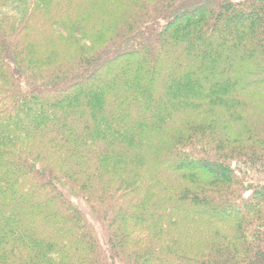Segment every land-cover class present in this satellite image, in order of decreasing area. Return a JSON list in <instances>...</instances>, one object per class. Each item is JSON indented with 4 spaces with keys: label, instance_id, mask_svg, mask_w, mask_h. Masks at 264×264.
I'll return each instance as SVG.
<instances>
[{
    "label": "trees",
    "instance_id": "trees-1",
    "mask_svg": "<svg viewBox=\"0 0 264 264\" xmlns=\"http://www.w3.org/2000/svg\"><path fill=\"white\" fill-rule=\"evenodd\" d=\"M0 264H264V0H0Z\"/></svg>",
    "mask_w": 264,
    "mask_h": 264
},
{
    "label": "rangeland",
    "instance_id": "rangeland-1",
    "mask_svg": "<svg viewBox=\"0 0 264 264\" xmlns=\"http://www.w3.org/2000/svg\"><path fill=\"white\" fill-rule=\"evenodd\" d=\"M84 209V208H83Z\"/></svg>",
    "mask_w": 264,
    "mask_h": 264
}]
</instances>
